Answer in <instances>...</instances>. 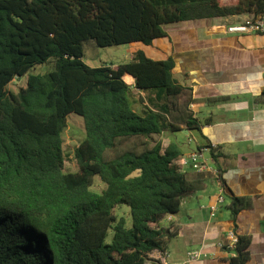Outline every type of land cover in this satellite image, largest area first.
<instances>
[{
  "label": "trees",
  "instance_id": "trees-1",
  "mask_svg": "<svg viewBox=\"0 0 264 264\" xmlns=\"http://www.w3.org/2000/svg\"><path fill=\"white\" fill-rule=\"evenodd\" d=\"M244 14L264 18V0H0V264H159L148 254L177 234L161 220L207 179L182 169L178 143L153 141L199 130L191 87L175 79L170 56L137 49L125 63L90 66L85 50L149 45L166 24ZM47 61L51 69L32 72ZM23 76L24 86L8 88ZM69 113L84 125L74 172L64 171ZM227 197L235 240L223 261L247 264L251 236L236 228L252 202ZM121 205L128 217L116 214Z\"/></svg>",
  "mask_w": 264,
  "mask_h": 264
},
{
  "label": "crops",
  "instance_id": "crops-1",
  "mask_svg": "<svg viewBox=\"0 0 264 264\" xmlns=\"http://www.w3.org/2000/svg\"><path fill=\"white\" fill-rule=\"evenodd\" d=\"M249 19L244 14L179 21L164 25L165 35L149 45L132 43L134 51L141 49L152 59L172 57L173 76L191 87L195 101L190 107L200 128L176 132L192 139L195 149L175 142L184 157L200 147L208 166L202 171L207 176L204 187L184 197L180 210L161 220L175 225L177 234L168 239L166 249L148 254L159 264H226L223 258L229 253L224 246L230 247L234 234L226 209L229 191L251 199L236 233L251 236L247 264H264V103L256 101L264 91V32L228 30ZM123 80L134 84L130 74ZM167 135L161 133L156 141H174ZM208 144L215 147L213 154ZM182 169L189 177L196 175L190 165ZM219 170L225 187L217 181ZM191 252L197 257L190 258Z\"/></svg>",
  "mask_w": 264,
  "mask_h": 264
},
{
  "label": "rangeland",
  "instance_id": "rangeland-1",
  "mask_svg": "<svg viewBox=\"0 0 264 264\" xmlns=\"http://www.w3.org/2000/svg\"><path fill=\"white\" fill-rule=\"evenodd\" d=\"M132 50H134V45H132V43L111 45L105 47H94L92 49L85 50L84 61L90 66H99L103 63H125L129 60V55ZM49 69H51V64L49 61H47L42 64L36 65L32 72L45 73ZM25 80V76L15 77L8 84V88L13 91H16L19 87L25 85ZM66 121L67 125L62 132L63 151L65 157L64 171L74 172L77 168V164L75 163L73 152L74 148L84 137V125L82 117L75 113H69L67 115ZM172 134L176 135V138ZM167 137L171 140L177 141L179 145L183 148H186V146H190L191 148L195 149L194 141L192 139H188L187 137H185L184 134L180 132H168ZM159 138L160 135H154L153 141L159 140ZM188 142L189 145L187 144ZM103 187L104 184L96 177L92 189L95 191H101ZM115 212L116 214H122L125 217H128V207L126 205L116 207ZM110 235L111 231H109L108 239L110 238Z\"/></svg>",
  "mask_w": 264,
  "mask_h": 264
},
{
  "label": "built area",
  "instance_id": "built-area-1",
  "mask_svg": "<svg viewBox=\"0 0 264 264\" xmlns=\"http://www.w3.org/2000/svg\"><path fill=\"white\" fill-rule=\"evenodd\" d=\"M230 32L249 33V32H264V18H256L246 20L244 23L231 25L228 27ZM180 165H190L194 170L202 172L208 169L205 158L200 150L194 151L189 157H181L177 161ZM219 183V180L217 178ZM221 199V198H220ZM214 209V207H212ZM232 242L235 240L234 235L231 236ZM197 252L189 253L190 258L197 257Z\"/></svg>",
  "mask_w": 264,
  "mask_h": 264
}]
</instances>
